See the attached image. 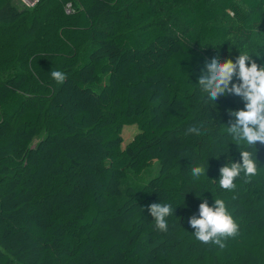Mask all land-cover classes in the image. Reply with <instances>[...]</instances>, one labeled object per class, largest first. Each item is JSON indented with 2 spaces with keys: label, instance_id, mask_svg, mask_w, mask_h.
Returning <instances> with one entry per match:
<instances>
[{
  "label": "trees",
  "instance_id": "16d2710c",
  "mask_svg": "<svg viewBox=\"0 0 264 264\" xmlns=\"http://www.w3.org/2000/svg\"><path fill=\"white\" fill-rule=\"evenodd\" d=\"M14 1L0 0V74L20 69L0 80V264H264V171L233 192L218 183L222 167L242 163L226 126L245 104L207 101L198 85L206 61L236 62L231 39L264 37V0H162L174 34L151 0ZM225 13L232 26L216 24ZM210 41L223 48L194 50ZM156 161V177L131 182ZM200 164L207 175L194 180ZM216 198L240 226L223 249L188 223ZM163 202L176 208L167 232L148 211Z\"/></svg>",
  "mask_w": 264,
  "mask_h": 264
},
{
  "label": "clouds",
  "instance_id": "9594fccd",
  "mask_svg": "<svg viewBox=\"0 0 264 264\" xmlns=\"http://www.w3.org/2000/svg\"><path fill=\"white\" fill-rule=\"evenodd\" d=\"M250 64V66H249ZM52 78L58 83L66 81V73L59 70L51 72ZM234 78L238 83H233ZM198 85L207 94V101L214 102L221 96L234 94L240 97L245 108L238 111H229L235 117L226 126L227 135L233 143L240 147L242 163L229 162L220 169L221 178L219 186L226 191L237 189L236 181L243 178L251 182L258 176L264 167L257 159V143L264 144V66L258 65L247 54L238 56L236 62L231 59L222 62L219 55L205 62ZM203 125H192L187 129L189 134L200 135ZM245 150H241V145ZM208 167L203 164L191 167L194 180L207 175ZM148 211L155 221V227L162 232L169 228L168 218L175 214L176 208L172 203H153ZM189 225L195 229V238L204 243L212 244L223 249L226 241L239 235L240 226L229 211L223 199L216 198L214 204L209 206L207 199L199 205V218L193 215Z\"/></svg>",
  "mask_w": 264,
  "mask_h": 264
},
{
  "label": "rangeland",
  "instance_id": "374dc122",
  "mask_svg": "<svg viewBox=\"0 0 264 264\" xmlns=\"http://www.w3.org/2000/svg\"><path fill=\"white\" fill-rule=\"evenodd\" d=\"M30 5H23L19 0H15L14 4L18 8H25V9H31L32 5L34 4L37 0H29ZM151 3L153 6L156 7L158 12L162 14V20L160 22V27L167 32L168 34H174L175 33V24L177 21L171 16L169 11L164 7V3L162 0H151ZM217 25L219 26H225L229 27L234 24L233 17L230 13H225L223 14L218 20H217ZM182 31H184V28L181 27ZM187 46L192 47L191 45L187 44ZM223 48V43L219 42H206L204 43L201 47H194V50L197 52L205 53L206 51H211L214 49H222ZM230 48L231 50L236 53L237 56L241 54H247L250 57L253 58L254 55H263L264 56V37L261 34H257L254 39L250 42H244L238 39H231L230 43ZM250 66V64H249ZM20 73V69L18 66H15L13 69L6 73L0 74V80L1 81H6L7 79L15 76L16 74ZM108 82V80H106ZM138 130L136 127H126L123 131V147H125L137 134ZM43 136V135H42ZM42 136L36 138L34 140V144H36ZM160 164L156 161L149 169L143 172V174L137 176L132 172H129V176L131 179V182L136 183V184H147L150 182L151 179L156 177L160 173Z\"/></svg>",
  "mask_w": 264,
  "mask_h": 264
},
{
  "label": "built area",
  "instance_id": "2783aa9c",
  "mask_svg": "<svg viewBox=\"0 0 264 264\" xmlns=\"http://www.w3.org/2000/svg\"><path fill=\"white\" fill-rule=\"evenodd\" d=\"M23 5H25V6H27V5H30L29 3H30V1L29 0H19ZM39 2V0H37L34 4H31L32 5V8L31 9H33L35 6H36V4ZM25 9V8H24Z\"/></svg>",
  "mask_w": 264,
  "mask_h": 264
}]
</instances>
